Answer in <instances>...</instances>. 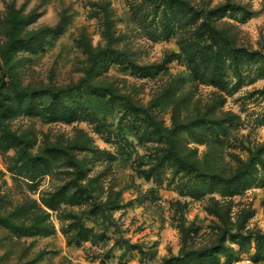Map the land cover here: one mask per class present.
Masks as SVG:
<instances>
[{
    "label": "rangeland",
    "instance_id": "1",
    "mask_svg": "<svg viewBox=\"0 0 264 264\" xmlns=\"http://www.w3.org/2000/svg\"><path fill=\"white\" fill-rule=\"evenodd\" d=\"M0 264H264V0H0Z\"/></svg>",
    "mask_w": 264,
    "mask_h": 264
}]
</instances>
